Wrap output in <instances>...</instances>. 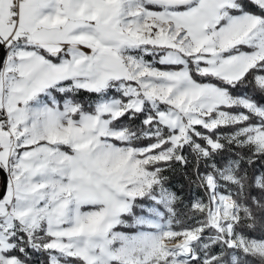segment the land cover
Instances as JSON below:
<instances>
[{
	"label": "snow or ice",
	"instance_id": "1",
	"mask_svg": "<svg viewBox=\"0 0 264 264\" xmlns=\"http://www.w3.org/2000/svg\"><path fill=\"white\" fill-rule=\"evenodd\" d=\"M0 173V264H264V0H0Z\"/></svg>",
	"mask_w": 264,
	"mask_h": 264
},
{
	"label": "trees",
	"instance_id": "2",
	"mask_svg": "<svg viewBox=\"0 0 264 264\" xmlns=\"http://www.w3.org/2000/svg\"><path fill=\"white\" fill-rule=\"evenodd\" d=\"M165 175L169 176L170 179L172 180L173 184H176L177 186H179V179H178V174L177 173H172V172H166ZM117 228L123 229V230H127V231H134L131 229H127L121 226H117Z\"/></svg>",
	"mask_w": 264,
	"mask_h": 264
},
{
	"label": "water",
	"instance_id": "3",
	"mask_svg": "<svg viewBox=\"0 0 264 264\" xmlns=\"http://www.w3.org/2000/svg\"><path fill=\"white\" fill-rule=\"evenodd\" d=\"M5 183V175L3 173H0V189L3 188Z\"/></svg>",
	"mask_w": 264,
	"mask_h": 264
},
{
	"label": "rangeland",
	"instance_id": "4",
	"mask_svg": "<svg viewBox=\"0 0 264 264\" xmlns=\"http://www.w3.org/2000/svg\"><path fill=\"white\" fill-rule=\"evenodd\" d=\"M116 230L117 231H122V232H132V231H127V230H123V229H120V228H117Z\"/></svg>",
	"mask_w": 264,
	"mask_h": 264
}]
</instances>
